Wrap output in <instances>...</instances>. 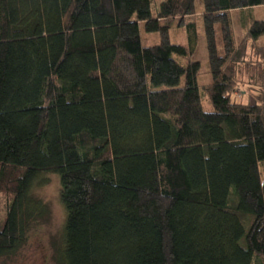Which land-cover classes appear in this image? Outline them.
Wrapping results in <instances>:
<instances>
[{"label":"trees","instance_id":"1","mask_svg":"<svg viewBox=\"0 0 264 264\" xmlns=\"http://www.w3.org/2000/svg\"><path fill=\"white\" fill-rule=\"evenodd\" d=\"M256 6L0 0V259L26 243L31 190L53 173L60 264H264V19L243 13ZM178 17L188 44L171 41ZM201 34L212 111L189 58Z\"/></svg>","mask_w":264,"mask_h":264},{"label":"rangeland","instance_id":"2","mask_svg":"<svg viewBox=\"0 0 264 264\" xmlns=\"http://www.w3.org/2000/svg\"><path fill=\"white\" fill-rule=\"evenodd\" d=\"M198 10H202L201 4H197ZM243 13L250 14L258 20L264 19V6H256L246 9ZM234 30L239 39L245 29L241 24V13H232ZM250 18V17H249ZM247 18V20L249 19ZM163 22V21H162ZM179 17L171 28V41L173 43L186 44V31L178 26ZM141 36L144 45H155L160 41L157 32H148L144 25H141ZM264 43V37L260 39ZM188 44V42H187ZM192 60L201 63L202 74L199 82L202 85L203 108L206 111L214 110V106L208 99L205 85L211 80L204 35L199 36L195 52L189 56ZM240 101L255 102L253 96L239 97ZM264 170V162L261 164ZM61 182L58 174L45 173L33 185L31 196L41 210L39 216L35 217L28 231L27 241L13 254L0 259V264H60L59 254L65 248V224L67 219L66 209L61 200Z\"/></svg>","mask_w":264,"mask_h":264}]
</instances>
